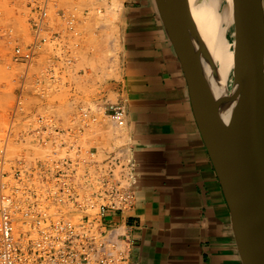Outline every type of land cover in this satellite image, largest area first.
Returning <instances> with one entry per match:
<instances>
[{"label": "built area", "instance_id": "1", "mask_svg": "<svg viewBox=\"0 0 264 264\" xmlns=\"http://www.w3.org/2000/svg\"><path fill=\"white\" fill-rule=\"evenodd\" d=\"M105 2H24L31 39L10 48L13 102L0 136V264H128V234L107 221L133 205L139 172L104 132L125 127V108L76 94L63 115L47 102L78 70Z\"/></svg>", "mask_w": 264, "mask_h": 264}, {"label": "crops", "instance_id": "2", "mask_svg": "<svg viewBox=\"0 0 264 264\" xmlns=\"http://www.w3.org/2000/svg\"><path fill=\"white\" fill-rule=\"evenodd\" d=\"M219 1L196 0L191 8L206 51L215 43ZM118 26L121 80L110 90L125 108L122 143L137 163L139 185L133 205L107 223L128 234V264H242L155 0H121Z\"/></svg>", "mask_w": 264, "mask_h": 264}, {"label": "water", "instance_id": "3", "mask_svg": "<svg viewBox=\"0 0 264 264\" xmlns=\"http://www.w3.org/2000/svg\"><path fill=\"white\" fill-rule=\"evenodd\" d=\"M179 60L199 133L218 178L242 264H264V12L262 0H231L230 86L216 97L212 66L188 0H155Z\"/></svg>", "mask_w": 264, "mask_h": 264}, {"label": "rangeland", "instance_id": "4", "mask_svg": "<svg viewBox=\"0 0 264 264\" xmlns=\"http://www.w3.org/2000/svg\"><path fill=\"white\" fill-rule=\"evenodd\" d=\"M24 2L25 0H0V136L10 116V106L13 102V82L11 79L15 72L14 65L10 62L11 46L6 42L2 34L8 26H15L21 32L26 31ZM103 5L106 6L105 13L103 12L104 14L100 19L93 23V26L97 24L100 25V28L96 30L95 35L90 32L86 36L85 51L91 50V55L75 67V69L85 68L84 72L64 78L63 81H66V85H62L60 90L52 93L49 97V103H56L53 106H56V111H61L63 115L67 112L65 109L67 103L77 98L76 94H78L80 99L84 100L117 101L115 98L113 100L108 97L110 94L116 95L110 90V82L121 80L118 28L121 8L112 6L111 2L108 6L105 3ZM110 5L111 7H109ZM110 16L112 20L107 19ZM113 27L114 30H112ZM226 34L227 39L231 40L232 25L229 26ZM205 41L207 43V40H204L203 43ZM230 80L231 75L227 83L228 87L230 86ZM70 89L74 90L69 92ZM105 90L107 91V98H104L105 96L102 94V91ZM69 96L71 98L68 100ZM120 133V138H122L125 134H122L124 132ZM111 135L114 134H110V138H113ZM115 136L117 137L116 133ZM120 138L116 139L118 142L114 141L115 139L113 140L114 145H118V143H122L125 140L119 141ZM21 146L19 144L18 149Z\"/></svg>", "mask_w": 264, "mask_h": 264}, {"label": "bare ground", "instance_id": "5", "mask_svg": "<svg viewBox=\"0 0 264 264\" xmlns=\"http://www.w3.org/2000/svg\"><path fill=\"white\" fill-rule=\"evenodd\" d=\"M62 1L65 2L66 0H61V2ZM195 1L196 0H188L190 13H191L192 5H193V3ZM223 1H224L223 3H222V0L219 1V7H217V9L215 11V13L218 16L217 18L219 19L217 27H216V30L213 31V32H216L215 41H214L215 43L211 45L210 50L207 51V53L210 56L211 52H213L214 49H216L217 52H220L221 50L222 51L218 55L213 54L211 56V59H212V62H213L212 66L207 62V65H206V68H205V72H206L207 77L209 79L211 89L213 91V94L216 97H218L220 95H224V94L227 93L226 92L227 83H228V80L230 78L231 69H232V65H233L232 41L228 40L227 36H226L227 35L226 34L227 30H228L229 26L232 24L231 0H223ZM98 4L96 6L97 7L96 8L97 14L93 18L94 21L99 20L100 17L106 11V6H104V5H103L104 13H102L101 11H97V10H99ZM105 4H107V3L105 2ZM111 4L114 7L116 6V8H119V9L121 8V0H111ZM108 5H109V3L107 4V6ZM99 6H100V4H99ZM109 7H111V5ZM25 16H26V14H25ZM107 19L112 20L111 16L108 17ZM25 22H26V20H25ZM205 27H206V25H205ZM98 28H100V25H98ZM112 30H114V27L112 28ZM115 34H116V32H115ZM2 36L5 37L6 42L12 47V46H14L16 44H24V43L29 42L30 39H31V30H30L29 25L26 22V31L25 32H21V31L17 30L15 26H8L3 31ZM90 40H91V38H90ZM41 52L42 51H40V53ZM79 53H80L79 61H77V63L75 64L74 67H76V65L81 63L82 60H84L87 57H89L91 55V50H87V51L81 50ZM10 56H11V51H10ZM40 57H42V55ZM84 69L80 68L81 72L77 73V71L79 70L78 69L76 71V73L77 74L83 73ZM70 75H72V69L70 70V73H69V75L67 77H69ZM64 78H66V77H64ZM64 78L61 79L60 83H59V81H55L53 83V87H54L55 90L57 88L61 89L62 85H66V81H63ZM71 90H74V89H70L69 91H71ZM52 93H54V91H52L51 93H49L47 95L48 96L47 97V102L48 103H49V97H50V95ZM108 98L114 100L115 95L114 94H110ZM87 102H90V100H87ZM123 131H125L124 128L121 129V128H117V127H113L112 129H110V130L108 129L107 131H106V129H104L105 136H106L105 143L106 142H110L111 139H113V138L115 139L114 141H117L116 139L121 137V133L120 132H123ZM115 133L117 134V137L115 136ZM110 134H114V135H111V137H113V138H110ZM122 134H124V133H122ZM124 139H125V135L122 138H120L119 141L124 140ZM108 144H110V143H108ZM120 144H124L125 145L124 147H125L126 151L129 153V155H131V151L127 150L129 145L127 143H125V142L124 143H120ZM126 146H127V148H126Z\"/></svg>", "mask_w": 264, "mask_h": 264}]
</instances>
